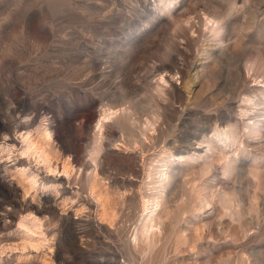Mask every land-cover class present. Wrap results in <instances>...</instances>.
Returning <instances> with one entry per match:
<instances>
[{"label": "rangeland", "instance_id": "obj_1", "mask_svg": "<svg viewBox=\"0 0 264 264\" xmlns=\"http://www.w3.org/2000/svg\"><path fill=\"white\" fill-rule=\"evenodd\" d=\"M170 1L178 12L165 8ZM213 14L221 17L217 37L207 29ZM214 57L226 62L223 71ZM202 66L207 74L188 100L184 83ZM131 99L148 140L136 130L139 142L125 147L110 121L95 145L100 113ZM263 116L264 0H0V264H203L206 257L208 264H264V129H249ZM37 128L51 132L53 161L67 160L78 172L70 181L39 170L31 190L19 177L20 134ZM11 140L18 147L1 150ZM172 153L186 158L162 183V165L178 159ZM95 172L104 181V206L86 185ZM156 197L165 229L144 253L135 238L143 204ZM187 198L213 205L198 223L192 212L177 224L167 214ZM224 198L241 200L238 216L223 209ZM28 213L43 219L48 241L19 260L17 223ZM186 224L192 232H180Z\"/></svg>", "mask_w": 264, "mask_h": 264}, {"label": "bare ground", "instance_id": "obj_2", "mask_svg": "<svg viewBox=\"0 0 264 264\" xmlns=\"http://www.w3.org/2000/svg\"><path fill=\"white\" fill-rule=\"evenodd\" d=\"M247 1V0H246ZM164 2V1H163ZM176 3V2H175ZM174 2H166V7L169 10H175V13L178 12L180 10V5L177 6L178 4H175ZM181 3V2H180ZM235 5V3H234ZM183 6V5H182ZM203 7V6H201ZM205 7V6H204ZM228 7V6H227ZM232 7V6H230ZM207 8V6H206ZM183 9V8H182ZM203 9V8H202ZM201 9V10H202ZM222 9V8H221ZM182 11V10H181ZM217 11V10H216ZM197 12V11H196ZM203 12V11H202ZM229 12V9H228ZM181 13V12H180ZM200 13V12H199ZM186 14V13H185ZM198 14V13H196ZM207 14V13H206ZM212 14V13H211ZM172 16V15H171ZM200 16V15H199ZM198 16V17H199ZM202 17V16H201ZM207 21L210 25V27H208L207 29L210 32H213L214 36H219V34L222 31V28L220 27V22H221V17L219 16H214L213 15H206ZM224 19V17H223ZM198 20V19H197ZM225 20V19H224ZM181 22V21H180ZM200 25L206 26L204 25V22L202 20V18L200 19ZM196 26V25H195ZM224 27V26H223ZM204 28V27H203ZM198 29V28H197ZM196 29V30H197ZM202 34V33H201ZM215 37V38H216ZM224 51V50H223ZM211 56L209 55V58ZM236 60V59H234ZM225 61V59H224ZM173 63V62H172ZM212 63L214 66H217V68H219L218 70L221 72L223 71L225 68V63L222 61V59H220V57H214L212 60ZM228 63V62H227ZM236 63V62H235ZM230 64V63H229ZM240 64V63H239ZM231 65V64H230ZM237 65V64H236ZM228 66V65H227ZM233 67V65H231ZM230 66V67H231ZM239 66V65H238ZM242 67V66H241ZM199 68V67H198ZM198 68H191L189 75L187 77V81H185L184 83V90L187 91L188 93V100L191 99V95L194 94V91L192 89V85L196 86V83L200 82L201 77L205 76L207 74V66H202L200 67V69ZM167 72H169L171 75L174 73L175 68H173L172 66H168L167 68ZM237 69V78L238 75L240 74V67L236 68ZM189 70V69H188ZM159 71H164V69H158L157 72ZM229 71V70H228ZM179 72V71H178ZM194 72L193 75L190 76V74ZM230 72V71H229ZM233 72V71H232ZM234 73V72H233ZM232 73V74H233ZM231 74V75H232ZM235 74V73H234ZM187 75V74H186ZM224 75V73H223ZM230 75V74H229ZM217 76V75H216ZM234 76V75H233ZM159 77H161V81L164 84H170L169 81L166 78H163V75L160 74ZM222 78V76H220ZM230 77V76H229ZM228 78V77H227ZM234 79V78H233ZM232 79V80H233ZM237 80V79H236ZM243 80V79H242ZM221 81V80H220ZM225 81V80H224ZM219 82V81H218ZM234 82V81H233ZM236 82V81H235ZM227 83V82H226ZM232 84V83H231ZM235 84V83H234ZM234 84L232 86H234ZM219 85V84H218ZM139 86V85H138ZM159 88L161 89V91L163 90V87L158 85ZM134 87L136 88V83L134 85ZM172 88L171 92L175 91V88H173V86H170ZM218 87V86H217ZM216 89V88H215ZM258 91L260 93H262V87L258 86ZM168 92V91H167ZM166 92V93H167ZM165 93V91H164ZM221 93V92H220ZM169 95H171V93H167ZM186 97V96H185ZM193 98V97H192ZM123 99V98H122ZM253 100L251 99V97H246V99H243L244 103H250ZM112 102V101H110ZM116 102V101H115ZM150 102V101H149ZM188 102V101H187ZM190 102V101H189ZM254 102V101H253ZM252 102V103H253ZM123 103V102H122ZM140 104V103H139ZM124 106L128 105V107H124L123 109H119L115 110V108L112 107H108L107 109H104L99 117L97 118V123L96 126L98 128V137L95 139L94 144H98L100 139L99 136L101 135L102 137H104L105 135V131L106 129H108V127H110L109 122L112 121L114 124H116V126L118 127L123 141H122V145L125 147L136 145V142H139L138 139V134L136 132V130H139L140 133L145 136V138L148 140L147 135L145 132H143L141 130L142 126H139L137 128V124L141 123L140 122V118H137V112H136V100H132L129 102H124L123 103ZM247 105V104H246ZM250 105V104H249ZM255 106H258V104L255 102L254 103ZM141 109V108H140ZM252 110V109H251ZM250 110V111H251ZM148 111V110H147ZM247 111V110H246ZM100 112V111H99ZM139 112V111H138ZM244 113V112H243ZM248 113V112H247ZM155 115V113H153ZM246 114V113H244ZM151 115V114H150ZM160 115V114H159ZM148 116V114H147ZM247 116V115H246ZM264 117V116H263ZM147 122L150 126H155L156 121L152 120L151 118L148 117ZM210 125V124H209ZM39 127V126H38ZM210 127V126H209ZM258 128L260 129H264V121L262 120V122L259 123H253L252 126L249 128L250 132L251 131H256ZM206 129V128H205ZM156 131H158L156 129ZM155 131V132H156ZM160 131V130H159ZM216 131V130H215ZM258 131V130H257ZM256 131V132H257ZM23 132V131H22ZM203 132V131H201ZM213 132V131H212ZM234 132V131H233ZM18 134L20 132H17ZM215 133V132H214ZM218 133V132H217ZM221 133V132H220ZM51 132L49 131L48 128H44V129H40L37 128L35 130V133L33 134L31 131L30 132H25L23 135L20 134V139H21V147L20 149H18V152H20V155L22 156V158L19 160V165L17 167H19V177L21 179H23V181L25 182V184L28 186L29 189L34 190L35 186L37 185L38 178L40 177L39 174V170H45V172L47 173L46 177L48 178H53L54 175H57L60 177V179L63 180H67L70 181L73 177V174H78V172L72 167V165H70L68 163V161L66 160L62 166H59L57 163H55L53 161V157H52V138L50 136ZM159 134V133H158ZM226 136L230 137L231 134V130L230 128L224 133ZM140 135V134H139ZM161 135V133L159 134ZM203 136V135H202ZM215 137V136H214ZM223 137V136H222ZM190 138V137H189ZM140 140V139H139ZM192 140V139H191ZM235 140V139H234ZM164 141V140H163ZM179 141V140H178ZM193 141V140H192ZM195 141V140H194ZM233 141V140H232ZM231 141V142H232ZM142 142V141H141ZM174 142V141H173ZM185 142V141H184ZM211 142V141H210ZM224 142V141H223ZM190 143V142H189ZM186 145V144H185ZM225 145V143H224ZM233 145V144H232ZM191 148V145H189ZM229 146V144H228ZM18 144L16 143V141L11 140L10 141V146L7 145L6 147L2 146L1 150H7L8 152L13 151V148H17ZM104 148V147H103ZM187 148V147H186ZM195 148V147H194ZM174 153L180 154L181 149H174ZM190 150V149H189ZM101 152L100 148H96L91 150V155L92 156H97L99 153ZM193 152H196V150H193ZM192 155V154H191ZM198 155V154H196ZM20 156V157H21ZM170 158L172 157H178V159H169L164 165H162V167L166 168V170H160V177L161 178V182H165L166 180H170L172 177L174 176H170L167 173V170L171 168V166L175 163L178 162L179 160L183 161L186 157L184 155H180V156H175L173 155V153L169 156ZM239 158V157H238ZM224 160V159H223ZM222 161V160H221ZM224 163H226V161H224ZM33 164H35V167H31ZM227 164V163H226ZM83 167V172L85 170L88 169L87 164H81ZM80 165V166H81ZM202 166V165H200ZM230 166V165H229ZM226 167V166H225ZM235 167V166H234ZM153 169V168H152ZM157 169V168H156ZM173 171V170H172ZM204 174H207L210 172L209 167H206L203 170ZM229 172V171H228ZM231 173V172H230ZM155 174V173H154ZM153 174V176H154ZM158 174V173H157ZM149 175L151 176L152 173H149ZM172 175V174H171ZM155 177V176H154ZM164 177V180H162V178ZM84 178V176H83ZM175 178V177H174ZM154 179V178H153ZM151 180V179H150ZM172 180V179H171ZM179 181V180H178ZM103 179L100 178V174L95 172V174L89 176L86 180V185L89 188V192L92 196H94L96 198V202L98 203L99 206H104L105 202H106V194L103 192V188H104V184H103ZM157 182V181H156ZM177 182V181H176ZM165 184V183H164ZM172 184V183H171ZM176 184V183H175ZM79 185V184H78ZM158 185V184H157ZM166 185H168V183L166 182ZM60 188V187H59ZM59 188H56L59 189ZM163 188H165L163 186ZM178 186L177 189L175 190V192H177L178 190ZM62 190V189H61ZM162 190V189H161ZM159 189V191H161ZM155 191V190H154ZM164 191V190H163ZM59 192V191H58ZM161 193V192H160ZM155 195V193H154ZM162 195V194H160ZM194 196V195H192ZM159 197V196H158ZM164 197V196H163ZM181 197H186V193H182ZM193 198V197H192ZM198 198V197H196ZM201 198V197H200ZM253 198V197H252ZM200 200V199H199ZM253 200L255 201V198H253ZM80 201V200H79ZM83 202V201H82ZM215 202V201H214ZM217 202V201H216ZM239 202H241V200H237V199H230V198H224V200H222L221 205L223 207V209L225 211H230L232 216H238L239 213L236 211L237 208H240V204ZM257 202V201H256ZM213 205V203L211 201H209L207 198H205L204 200L201 201H191V199H186L183 203V205L178 206L177 210H171V212H169L167 215L172 216V220L174 222H176L177 224L184 219L185 215H187L188 213H192L194 219H193V224L194 223H198L201 219H203L204 217H202V215L204 213H206L207 211L204 212L206 207H211ZM84 206V205H83ZM161 206V202L157 200L155 201H147L143 204V212H146V216L144 217L141 225V228L138 232L137 237L135 238L136 242L140 241L143 246V251L144 253L146 252H150L152 251L158 242V238L160 236H163L164 233V222L158 217V209ZM85 207V206H84ZM252 207L255 208V204L254 202H252ZM213 209L210 208V210ZM255 211V209H254ZM177 213V214H176ZM207 217V216H206ZM210 217V216H209ZM184 222V221H183ZM173 223V222H172ZM243 223V222H242ZM210 224V223H209ZM19 230H20V234H22V242H21V246L20 248H17V250H19L20 253V257L18 258L19 260H23L22 256H26L27 253H38L39 250H41L42 248L45 247V242L48 241L47 237H46V233H45V227H44V222L43 219L40 218L36 213H28L26 215H22L21 219L19 220V222L17 223ZM187 225V224H186ZM212 225H213V221H212ZM168 226V225H167ZM198 226V225H197ZM210 226V225H209ZM208 226V227H209ZM215 226V225H214ZM199 227V226H198ZM242 227V226H241ZM210 228V227H209ZM194 226L193 225H187L185 226V229H183L180 232H187V230L189 231H193ZM177 234V233H176ZM201 235V234H200ZM185 238H187V240L189 241V237L187 234H184ZM183 236V237H184ZM185 242V241H184ZM193 243L195 244L194 246H196L197 244H199V242H197L196 240L193 241ZM198 246V245H197ZM197 248V247H196ZM50 249V248H49ZM52 251V250H51ZM199 255V254H198ZM28 257V256H27ZM30 257V256H29ZM26 259V258H25ZM164 259V258H163ZM197 259V258H196ZM163 261V260H162ZM229 261V260H228ZM183 262V261H182ZM251 262V261H250ZM208 259L206 257V260L203 262V264H208ZM220 264H227V261H221ZM233 264V263H232ZM261 264V261H260Z\"/></svg>", "mask_w": 264, "mask_h": 264}]
</instances>
